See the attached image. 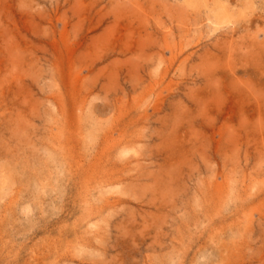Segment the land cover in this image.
Returning <instances> with one entry per match:
<instances>
[{
  "label": "rangeland",
  "instance_id": "1",
  "mask_svg": "<svg viewBox=\"0 0 264 264\" xmlns=\"http://www.w3.org/2000/svg\"><path fill=\"white\" fill-rule=\"evenodd\" d=\"M0 264H264V0H0Z\"/></svg>",
  "mask_w": 264,
  "mask_h": 264
}]
</instances>
